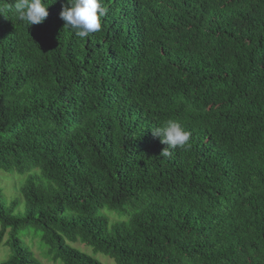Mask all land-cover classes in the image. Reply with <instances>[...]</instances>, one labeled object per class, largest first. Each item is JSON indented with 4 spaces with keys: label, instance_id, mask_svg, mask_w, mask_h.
<instances>
[{
    "label": "trees",
    "instance_id": "obj_1",
    "mask_svg": "<svg viewBox=\"0 0 264 264\" xmlns=\"http://www.w3.org/2000/svg\"><path fill=\"white\" fill-rule=\"evenodd\" d=\"M42 2L28 27L0 0V170L26 175L25 214L0 200V264H44L21 235L56 264H103L68 241L117 264H264V0H101L84 39L67 0ZM170 119L191 136L165 157Z\"/></svg>",
    "mask_w": 264,
    "mask_h": 264
},
{
    "label": "clouds",
    "instance_id": "obj_2",
    "mask_svg": "<svg viewBox=\"0 0 264 264\" xmlns=\"http://www.w3.org/2000/svg\"><path fill=\"white\" fill-rule=\"evenodd\" d=\"M42 0H16L14 13L21 22L29 26L39 25L49 15L48 8ZM107 9L102 6L101 0H67L62 6L60 18L65 27L74 31L75 35L84 39L101 30V19L106 15ZM154 138L166 145L161 155H171L170 149L184 148L188 145L191 133L185 130L180 123L167 120L162 126L152 129Z\"/></svg>",
    "mask_w": 264,
    "mask_h": 264
},
{
    "label": "rangeland",
    "instance_id": "obj_3",
    "mask_svg": "<svg viewBox=\"0 0 264 264\" xmlns=\"http://www.w3.org/2000/svg\"><path fill=\"white\" fill-rule=\"evenodd\" d=\"M26 175H20L17 172H7L4 170H0V200L7 205L8 208H11L14 214H25L26 211V203L25 199L22 196L21 189L24 185ZM13 203H16L15 205ZM103 212L110 218V225L114 222L124 220L121 217V214L115 211H111L108 209L103 210ZM69 213V211L67 212ZM1 228V224H0ZM31 236V237H30ZM7 239V237H6ZM5 239V240H6ZM21 239L31 248L34 252L35 256L44 264H56L46 258L45 249L40 247V239L33 238L32 235L22 236ZM69 246L78 249L90 256L95 257L103 264H117L113 259L110 257L101 254V253H94L93 249L81 242L72 243L67 242ZM11 256V249L2 244L0 246V263L7 260Z\"/></svg>",
    "mask_w": 264,
    "mask_h": 264
}]
</instances>
